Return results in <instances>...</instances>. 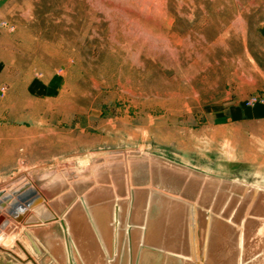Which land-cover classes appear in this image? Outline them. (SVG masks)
Returning <instances> with one entry per match:
<instances>
[{"label":"rangeland","instance_id":"rangeland-1","mask_svg":"<svg viewBox=\"0 0 264 264\" xmlns=\"http://www.w3.org/2000/svg\"><path fill=\"white\" fill-rule=\"evenodd\" d=\"M132 154L244 182L223 244L264 264V0H0V197Z\"/></svg>","mask_w":264,"mask_h":264},{"label":"bare ground","instance_id":"bare-ground-1","mask_svg":"<svg viewBox=\"0 0 264 264\" xmlns=\"http://www.w3.org/2000/svg\"><path fill=\"white\" fill-rule=\"evenodd\" d=\"M146 155H130L125 164L122 163L123 168L112 161L95 165L94 175L84 176L87 170L83 168L84 177L63 171L54 172L52 176L44 174L37 181L25 176L29 182L10 185L13 188L4 191L6 195L0 200V248L13 255L19 264H38L47 248L54 264H64V261L66 264H140L139 251L145 254L142 264H198L199 254L203 259L199 264H236L231 250L225 249L223 243L236 239L239 233L231 229L232 225L224 217L237 200L242 204L244 197L235 194L245 187L244 182L209 179L204 174L201 176ZM124 170L126 176L121 174ZM15 187L18 188L13 191ZM141 194L149 196L145 211L144 201L138 207L135 203V196ZM251 194L254 196L253 192ZM7 196L9 198L5 199ZM13 196L26 200L22 202L27 207L19 206L23 209L19 220L7 214L9 204L16 201ZM100 201L107 202L98 204ZM263 211L264 204L256 202L251 214L260 215ZM142 213L146 215L144 224ZM236 217L239 218V213ZM242 217V226H248V219ZM255 225L251 224L253 232ZM93 226L99 232L98 240L101 246L103 243V249L97 244L96 232V238L92 233ZM141 227L148 233L149 241L140 250ZM110 230L116 235L112 248ZM16 234H20L24 244L17 242L20 256L1 246L8 244ZM166 235L177 238L175 243H181L180 247L162 248L165 245L162 236ZM238 264L244 262L238 261Z\"/></svg>","mask_w":264,"mask_h":264},{"label":"crops","instance_id":"crops-1","mask_svg":"<svg viewBox=\"0 0 264 264\" xmlns=\"http://www.w3.org/2000/svg\"><path fill=\"white\" fill-rule=\"evenodd\" d=\"M16 188V187H15ZM13 191H16V190H13ZM27 191H25L24 193H26ZM128 195V198H129V194H127ZM126 195V196H127ZM126 196H124V198L126 197ZM136 198H135V203H136V206L138 207L139 205H141L142 204V202L144 201V203H143V210L145 211V208H147L148 207V202H149V196L147 195V196H142V194L141 195H137V196H135ZM3 198V197H2ZM2 198L0 197V200H2ZM13 198H15L16 200H17V197H12V199ZM128 198H125V199H128ZM111 199H113L114 200V198H111ZM179 200H181V199H179ZM107 201H109V200H107ZM107 201H105V202H107ZM181 201H185V200H181ZM13 202H16L15 200H13ZM13 202L11 203V204H9V206H8V209H9V207L13 204ZM105 202H99L98 204H103V203H105ZM186 202V201H185ZM9 203V202H8ZM24 204V203H23ZM25 205V204H24ZM5 208H7V207H5ZM6 210V209H5ZM2 213V212H1ZM2 215H3V213H2ZM145 218H146V215L144 214V213H142V216H141V222H142V224H144V221H145ZM10 219V218H9ZM95 232H96V235H98V237L96 238V235H95ZM92 233L94 234V236H95V238H96V241H97V244H98V246H100V248H102L103 249V243H102V241H101V243H102V246L100 245V242H99V240H98V238H100L99 237V232L97 231V229H96V227L95 226H93L92 227ZM109 233H110V238H109V244H110V241H111V248H112V242L114 241V239H115V232H113V230H110L109 231ZM162 238H163V240L165 241V245H164V247L163 246H161L160 244H159V246H161L162 248H171V249H178V247H180V244L181 243H179V244H177V243H175L176 242V240H177V238L175 239V237H172L171 238V236L169 235H166V236H162ZM181 241H182V237H181V239H180ZM148 241H149V237H148V233H146L145 232V230H144V227H141L140 228V233H139V247H140V250L141 249H144V244L145 243H148ZM168 243V244H167ZM146 247V246H145ZM140 252V254H137V255H139V260H140V264H142V258H143V256L145 255L144 254V252H142V251H139ZM171 255V254H170ZM137 257V256H136Z\"/></svg>","mask_w":264,"mask_h":264},{"label":"water","instance_id":"water-1","mask_svg":"<svg viewBox=\"0 0 264 264\" xmlns=\"http://www.w3.org/2000/svg\"><path fill=\"white\" fill-rule=\"evenodd\" d=\"M22 191H23V190H21V191H17L16 193H20V192H22ZM8 198H9L8 196L5 197V199H8ZM22 200H25V198H24V197H18V196H17V200H16L15 204H14V205H11V206L9 207L8 211H7V214H8L10 217H12L13 219L19 220V216H20V214L23 213V212H22L23 209L21 210V208H22V207H27V205H24V204H23L24 202H22ZM25 201H26V200H25ZM19 206H20L21 208H19Z\"/></svg>","mask_w":264,"mask_h":264}]
</instances>
